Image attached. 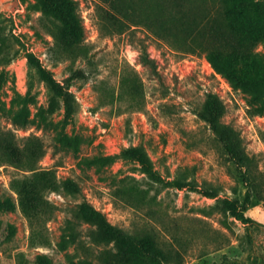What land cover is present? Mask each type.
Masks as SVG:
<instances>
[{
    "label": "rangeland",
    "instance_id": "rangeland-1",
    "mask_svg": "<svg viewBox=\"0 0 264 264\" xmlns=\"http://www.w3.org/2000/svg\"><path fill=\"white\" fill-rule=\"evenodd\" d=\"M144 251L264 264V0H0V264Z\"/></svg>",
    "mask_w": 264,
    "mask_h": 264
},
{
    "label": "trees",
    "instance_id": "trees-1",
    "mask_svg": "<svg viewBox=\"0 0 264 264\" xmlns=\"http://www.w3.org/2000/svg\"><path fill=\"white\" fill-rule=\"evenodd\" d=\"M254 0H246V2H253ZM135 30V28L133 29ZM143 54V60L148 63L152 64L154 63V60L149 56L148 50L144 47L142 50ZM211 58L214 57L211 54ZM215 61V60H214ZM43 76L49 81L54 82L49 74L48 71L45 69H42ZM215 109L218 110L219 106L217 104L213 105ZM209 122L211 123V126L213 129H215L219 135L220 140L222 141L226 151L231 154L232 159L239 165V167L244 170L245 174V180L248 184V190L246 193L245 201L241 203L239 200L234 201L236 213L240 214V212H244L247 210L248 203L251 201L252 198V190H251V176L249 174L248 169H244L247 161V156L241 151V149L238 147L237 143L235 142V137L232 134V132L228 129L229 127L227 125L221 124L219 122L218 115H215V117H208ZM220 126H223L222 128ZM124 153L130 156L131 158L139 161V163L143 166V168L155 179L161 178L159 171L156 169L153 161L149 157L148 153L145 149L141 147H132L127 148L124 150ZM166 182L170 186L178 187V188H184L186 186H189L191 190H197L200 189L197 187V185L192 183H180L176 179H166ZM130 239L137 245V247H140V242L138 239H136L135 236L130 235ZM143 247V246H141ZM139 256L143 259L144 264H165L163 260L156 254H154L151 251H144V253H139ZM39 264H51L47 257H41L39 260Z\"/></svg>",
    "mask_w": 264,
    "mask_h": 264
}]
</instances>
